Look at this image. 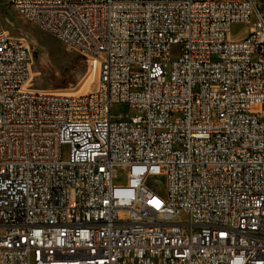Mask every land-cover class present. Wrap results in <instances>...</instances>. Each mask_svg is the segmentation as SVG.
<instances>
[{
    "label": "built area",
    "instance_id": "1",
    "mask_svg": "<svg viewBox=\"0 0 264 264\" xmlns=\"http://www.w3.org/2000/svg\"><path fill=\"white\" fill-rule=\"evenodd\" d=\"M5 2L95 84L31 90L0 23V264H264V1Z\"/></svg>",
    "mask_w": 264,
    "mask_h": 264
},
{
    "label": "rangeland",
    "instance_id": "2",
    "mask_svg": "<svg viewBox=\"0 0 264 264\" xmlns=\"http://www.w3.org/2000/svg\"><path fill=\"white\" fill-rule=\"evenodd\" d=\"M259 1L263 2L264 0ZM0 23L10 38L23 39L30 48L32 63L29 87L31 90L78 95L88 93L94 86L95 78L87 73V66L78 52L11 10L5 0H0ZM249 26L250 24L232 25L231 38L243 37ZM175 58L176 53L173 51L171 60ZM65 82H67L66 85ZM128 112L126 105H116L111 109V114L114 116ZM66 153L67 148H63V156ZM120 174L115 184L125 185V176ZM148 184L159 195L164 194L165 183L162 176L150 177ZM183 219L184 217H182Z\"/></svg>",
    "mask_w": 264,
    "mask_h": 264
},
{
    "label": "trees",
    "instance_id": "3",
    "mask_svg": "<svg viewBox=\"0 0 264 264\" xmlns=\"http://www.w3.org/2000/svg\"><path fill=\"white\" fill-rule=\"evenodd\" d=\"M67 84V82H65V85Z\"/></svg>",
    "mask_w": 264,
    "mask_h": 264
},
{
    "label": "bare ground",
    "instance_id": "4",
    "mask_svg": "<svg viewBox=\"0 0 264 264\" xmlns=\"http://www.w3.org/2000/svg\"><path fill=\"white\" fill-rule=\"evenodd\" d=\"M95 78V76H93Z\"/></svg>",
    "mask_w": 264,
    "mask_h": 264
}]
</instances>
